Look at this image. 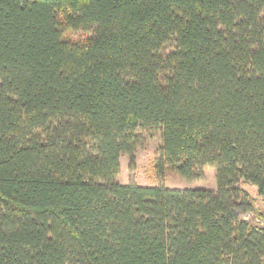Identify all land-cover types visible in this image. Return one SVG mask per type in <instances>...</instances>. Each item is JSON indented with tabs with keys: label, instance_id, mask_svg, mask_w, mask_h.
Masks as SVG:
<instances>
[{
	"label": "trees",
	"instance_id": "16d2710c",
	"mask_svg": "<svg viewBox=\"0 0 264 264\" xmlns=\"http://www.w3.org/2000/svg\"><path fill=\"white\" fill-rule=\"evenodd\" d=\"M141 132L215 190L117 182ZM242 183L264 196V0H0V264H264Z\"/></svg>",
	"mask_w": 264,
	"mask_h": 264
},
{
	"label": "rangeland",
	"instance_id": "374dc122",
	"mask_svg": "<svg viewBox=\"0 0 264 264\" xmlns=\"http://www.w3.org/2000/svg\"><path fill=\"white\" fill-rule=\"evenodd\" d=\"M83 37L84 35L80 32L69 35V38L74 41H79ZM159 144L160 136L158 132H141L140 142L136 146L132 158L125 154L120 156V171L115 178L116 181L120 184L129 182L140 185L163 184L170 189L204 188L215 190V176L212 167H204L202 177L191 181L184 180L169 170L164 171L163 175L159 176L154 169V158ZM241 186L253 197L255 208L264 210V196L258 195L256 188L250 184L242 183ZM249 217V214L242 216L243 219ZM254 221L262 222L257 217L254 218Z\"/></svg>",
	"mask_w": 264,
	"mask_h": 264
}]
</instances>
